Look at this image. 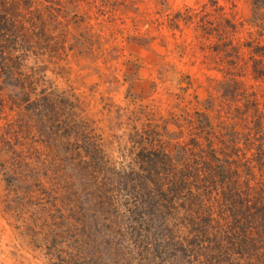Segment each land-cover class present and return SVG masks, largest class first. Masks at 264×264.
I'll return each instance as SVG.
<instances>
[{"label": "rangeland", "instance_id": "1", "mask_svg": "<svg viewBox=\"0 0 264 264\" xmlns=\"http://www.w3.org/2000/svg\"><path fill=\"white\" fill-rule=\"evenodd\" d=\"M32 9L3 32L37 36L0 65V264H264V0Z\"/></svg>", "mask_w": 264, "mask_h": 264}, {"label": "trees", "instance_id": "2", "mask_svg": "<svg viewBox=\"0 0 264 264\" xmlns=\"http://www.w3.org/2000/svg\"><path fill=\"white\" fill-rule=\"evenodd\" d=\"M33 0H0V65L3 67H6L5 77L6 79H12V73L7 72L8 68L11 66H8V62H11V59L9 57H5L6 50L9 48V50L14 46H11V44H15V39H19L21 42H26L28 40H31L35 38L36 34H22L21 36H18L17 34L20 32H15L10 36L13 41H8L4 38L3 32L9 31V30H23V25L25 22H37L40 20V16L37 14V12L33 11L32 9ZM11 49V50H12ZM13 59V58H12ZM239 198V196H237ZM240 207L243 206V202H238ZM249 225L255 224V220L252 219L249 222ZM257 231V225L254 227ZM258 234V232H256ZM264 235V232L262 233Z\"/></svg>", "mask_w": 264, "mask_h": 264}]
</instances>
